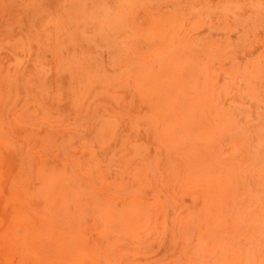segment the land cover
I'll return each mask as SVG.
<instances>
[{"label":"bare ground","instance_id":"bare-ground-1","mask_svg":"<svg viewBox=\"0 0 264 264\" xmlns=\"http://www.w3.org/2000/svg\"><path fill=\"white\" fill-rule=\"evenodd\" d=\"M62 1L45 2L43 7L38 6L36 2H30L26 5V12L32 9L37 16L50 13L49 19L51 20L59 17V21L55 22L54 27L52 26L49 31L41 35V40H50L51 50H47V53L50 52L52 61L59 62L60 57L66 60L65 71H69L66 76L68 81L76 75L80 77L81 82L90 79L94 82L97 77L96 73L99 71L103 73V77L98 79L109 78L108 82L121 86L119 80L121 68L114 69L113 62L108 58V55L103 56L98 53L102 48L100 44L97 43L95 52L90 53L84 44L77 45L75 41H71L72 37L67 30L66 21L77 40L89 37L96 42L98 39L104 41L109 53H113L116 45L125 43L124 46L127 48L133 47L136 55H141V51L144 50L142 44H149L154 38L158 40V45L152 46V51L156 50L158 46L163 48L180 46V49L174 54L161 59L156 70L144 65L140 72L143 79L164 80L166 86L157 85L156 89L168 88L167 95L159 103L161 106L153 101L149 103L144 97L141 98L144 104H150L156 116L153 135L167 143H172V139L176 137L174 135L164 137L163 129L169 128L173 124L172 120L177 121L179 118L193 115L192 124L188 123L190 129L186 123L181 127L183 134L178 138V146L185 152L194 151L193 153L196 155H203L200 164L205 165V161L208 159L207 152L204 154L199 149L190 147L188 136L195 132L202 140L209 143L206 145L209 149L215 148L211 152L213 157L223 166H229L225 180L220 176H212L217 181L208 185L207 190L204 189V197L213 198L216 205L212 215L209 217L208 214H204L203 218L207 225L211 223L209 242H206L208 245L206 246L204 243L191 244L190 248L183 250L190 259L189 264H233L229 261V254L231 251L241 250L236 246L243 244L246 249L242 264L258 262V259L254 258V255L258 257V251L251 243L257 242L255 231L259 227V223L263 221L264 207L254 215L251 214L247 204L253 200L257 201L259 197L264 198V182L261 181V179L264 180V170L259 176L253 173L257 166H260L262 150L260 144L256 142L255 132L249 126L255 123L254 129H264V39L260 40L257 50L246 48V52L250 53L247 58L244 57L243 62L233 64L232 70L235 71L233 76L231 75L232 70L226 65V62L230 61L229 59L225 60L226 62L216 60L212 68L209 63L214 59L215 52L221 50L227 52L225 54L229 57L227 41L231 38L230 34L233 31H236L238 35L235 36L231 47L233 46L237 50L238 45L242 44L241 40L251 42L256 33L255 29L257 27L258 29L264 28V19H261L264 18V0H146L147 5H149L148 2L157 1L154 9L150 8L151 10L143 5L144 0ZM253 2L257 4L258 8L252 5ZM86 7L96 12L97 17L90 18L89 14L85 12L84 8ZM67 9L71 10L69 13L75 16L74 19L66 17ZM107 12L110 13V16L103 25L102 22L107 17ZM82 13L87 17L83 18ZM240 13L248 16L246 20H252L249 27L239 19ZM44 22L48 23L49 20ZM175 26L177 34L173 29ZM128 28L135 31L134 38L128 32ZM20 31H23V28ZM90 31L91 33H89ZM27 35V38L34 39V43H37L38 38L33 35L31 29L28 30ZM108 35L112 36L110 40L106 39ZM195 36L205 38L208 51L203 52L195 45L193 42ZM5 38L6 35L3 39ZM18 43V41L10 42L13 45V52L17 49ZM182 43L189 49L186 57L185 52L181 49ZM70 44L77 48H73ZM33 46L34 44L24 46L25 51L31 56L34 54ZM150 53L152 52L147 53V56ZM22 54V61L26 62L29 56L25 53ZM82 55L84 58L96 56L98 59L91 65H86L82 62L85 60ZM37 64L40 65L41 61L37 60ZM106 70L111 74H107ZM161 70L164 71L163 74H160ZM221 74L228 75L231 80L239 79L241 81L240 85L230 87L228 93H230L231 99L226 104L243 119V123L237 124L234 128V130L241 129L243 133L231 138L232 143L229 148L220 140L222 131L216 130V123L226 122L227 116L226 110H220V95L226 90L213 84ZM15 75V72L8 73V78L12 83ZM141 91L144 90L141 89ZM109 92L110 96H116V93ZM70 95L72 99L75 92L71 91ZM129 95V103L137 108L138 85L133 92H129ZM60 97L62 100L63 97ZM1 101H5L6 105L9 104V95L3 94L0 90ZM73 107L79 110L85 109L82 102L75 99L71 105V108ZM97 108L94 100L88 101V112L90 109L96 110ZM50 114L47 113L46 116L50 117ZM6 119L1 117L0 120V146L4 147L3 151L0 149V159L4 158L13 145L12 139L5 140L3 137V126ZM113 119L121 121H118L114 126H105L106 133L112 136L109 138L110 140L116 138V128H121L124 125L122 124L123 116L120 114H115ZM247 123L249 126L246 125ZM128 128L131 131L138 130L137 125L130 120ZM75 131L76 134L83 135V129ZM8 132L10 135L13 134L11 130ZM15 133H18L17 130ZM50 133L52 137L49 140H44L45 143L42 140L34 143L38 150L32 154L37 159L39 166L32 174L41 175L45 171V167L49 165L48 150L56 157L59 156V144L55 143L54 138L60 139L66 136L71 140L75 137L72 130L66 129H53L50 130ZM137 143L131 142L126 147ZM20 145L23 148L32 149L33 147V145H29V142ZM42 152H44L43 159H41ZM71 152L75 155L80 153L74 150ZM227 155H230L229 161H225ZM156 156L159 157L160 154L156 152ZM86 159V163L91 161V158ZM66 164L72 167L73 162L68 159ZM181 165L184 169L186 168L184 162H181ZM82 166L86 168L85 165ZM191 167L194 169L193 165ZM88 168L93 173L92 179L89 178L88 182L94 185L95 181L102 186L103 183L97 179L95 167L88 164ZM72 170L73 168H67L65 173L72 172ZM78 173L84 175L81 169H78ZM2 174L3 171H0V264H128V261L132 259L131 255H134V260H138V255H135L133 250L120 249V243H124V241L119 236L113 234L110 237L101 236L105 241L97 246L93 245L84 229L75 220L74 214L72 216L67 208L64 210L57 208V203L54 201L60 200L51 199L40 204L20 197V190L14 183L15 178L12 183L14 191H11L10 195L2 197ZM199 177L197 175L194 178L199 180ZM38 178L39 176H36V179ZM250 179L253 180L254 186H251ZM204 181L211 182V176ZM160 189L159 185H156V194L153 195V198L147 196L143 200L138 199V201H149V207L131 206L124 209L121 217L119 215L108 216V222L112 223L117 220L123 235L138 238L141 234L147 233L152 240L151 245L161 250L168 238L166 232L168 225L165 223L169 219L171 222L172 218L169 217L166 209L163 212H158L156 209L158 201H167L162 199L163 195L160 194V191L162 192ZM61 202L62 205L68 204V201ZM258 203L260 204L261 201ZM138 212L141 213L144 227H138ZM160 217L161 220H159ZM248 217H251L250 220ZM203 226L198 221L193 224V229L200 230V235L204 236ZM92 232L99 234L97 229H93Z\"/></svg>","mask_w":264,"mask_h":264},{"label":"rangeland","instance_id":"rangeland-1","mask_svg":"<svg viewBox=\"0 0 264 264\" xmlns=\"http://www.w3.org/2000/svg\"><path fill=\"white\" fill-rule=\"evenodd\" d=\"M51 1L0 0V90L3 94L9 95L8 105L4 103L5 101L0 102V120L1 117L7 118L3 126V137L5 140L12 139L13 143L11 150L4 155L3 159H0V171H3L2 197L10 195V192L14 191L12 183L15 178L14 183L20 190V197L40 204L51 199L60 200L54 201L57 203V208L61 210L67 208L72 216L74 214L75 220L84 229L93 245L97 246L105 241L101 236L110 237L113 234L121 237L124 243H120V249L133 250L134 254L138 255V260H134V255H131L132 259L128 261V264H189L190 259L183 249L190 248L191 244L204 243L206 246L208 245L206 242H209L211 223L207 225L203 218L204 214H208L210 217L216 208L213 198L204 197V189L207 190L208 185L217 181L212 176H220L225 180L229 166H223L217 161L211 154L215 148L209 149L206 146L209 143L202 140L195 132L188 136L190 147L192 146L191 149L197 148L204 154L207 152L208 159L205 161V165L200 164L203 155H196L193 153L194 151L185 152L178 146V138L183 134L181 127L184 126V123L192 124L193 115L179 118L177 121L172 120L173 124L169 128L163 129L164 137H172V135L176 137L172 139V143H167L153 135L156 116L150 104H144L141 98L144 97L149 103L153 101L161 106L159 103L167 95L168 88L156 89L157 85L166 86L164 80L143 79L140 72L144 65L156 70L160 60L174 54L180 49V46L174 48L158 46L156 50L152 51L151 47L158 45V40L154 38L149 44H142L144 50L141 51V55H136L133 47L127 48L124 46L125 43L116 45L113 53H109L104 41L98 39L96 42L89 37L77 40L66 21L67 30L72 37L71 41H75L77 45L84 44L90 53L95 52L97 43L100 44L102 48L98 53L103 56L108 55V58L113 62L114 69L121 68L119 80L122 87L108 82L109 78L98 79L103 77V73L99 71L96 73L97 77L94 82L92 79L81 82L80 77L76 75L68 81L66 76L69 71H65L66 60L60 57L59 62L52 61L50 52L47 53V50H51L50 40H41V35L49 31L52 26L54 27L55 22L59 21V17L51 20L49 19L50 13L37 16L32 9L26 12V5L30 2H36L38 6L43 7L45 2L50 3ZM156 2H148L149 5H147V1L144 0L143 5L151 10L150 8L154 9ZM252 5L258 8L255 2ZM84 9L90 18L97 17L93 10L88 7ZM70 11V9L66 10V17L74 19L75 16L69 13ZM108 16L110 13L107 12V17L102 22L103 25L108 21ZM82 17L86 18L87 15L82 13ZM247 18L246 14L240 13L239 19L249 27L252 20H246ZM45 20H49V22L45 23ZM22 28L23 31H20ZM29 29L38 38L36 44L34 39L27 38ZM173 29L177 34L176 26ZM255 30L256 33L251 42L241 40L242 44L238 45L237 50L235 47H231L235 36L238 35L236 31H233L230 34L231 38L227 41L229 49L227 55L230 58L223 50L215 52L214 59L209 63L210 67H213L216 60L229 59V62H225L232 70L233 64L243 62L244 57L247 58L250 53L246 52V48L257 50L260 40L264 39V28L258 29L257 27ZM128 32L133 38L135 37L133 29L128 28ZM5 35L6 38L3 39ZM111 37L108 35L106 39L110 40ZM11 41L19 42L16 50L20 52L12 51ZM193 42L201 51H208L204 37L195 36ZM26 44H34L32 56L25 51ZM70 46L73 45L70 44ZM73 48L77 47L73 46ZM181 49L185 52L186 57L189 49L185 47L184 43H182ZM58 52L60 53L61 50L59 49ZM149 52L152 53L147 56ZM22 53L29 56L26 62L22 61ZM82 57L84 58V55ZM84 59L81 60L84 64L91 65L98 58L93 56ZM37 60L41 61L40 65L37 64ZM9 72L16 73L13 83L8 78ZM163 72L161 70L160 74ZM106 73L111 74L108 70ZM157 74L159 75V73ZM231 75H235L234 70ZM213 84L226 90L220 95V110L227 111L226 122H217L216 120V130L222 131L220 140L229 148L232 143L231 138L243 133L241 129L234 130L237 124L243 123V119L226 104L231 99V95L228 93L230 87L240 85L241 81L239 79L231 80L228 75L221 74ZM55 85L56 88H54ZM137 85L138 107L136 108L129 103V92H133ZM71 91L75 92L72 99ZM109 91L116 93V96H110ZM60 96L63 97L62 100ZM74 99L82 102L85 109L71 108ZM91 100H94V104L98 108L90 109L88 112L87 104ZM47 113H51V116L47 117ZM117 113L123 116L122 124L124 125L121 128H116V138L110 140L109 138L112 136L106 133L105 126H114L118 121H121L113 119ZM129 120L137 125L138 130L131 131L128 128ZM254 124L249 126L247 123L246 125L255 132L256 142L261 146V163L253 171L259 176L264 170V129L256 130ZM188 127L190 129L189 125ZM53 129L72 130L75 137L71 140L66 136L60 139L54 138L55 143L59 144V156L56 157L48 150L49 165L45 167V171L41 175L32 174L39 166L37 159L32 154L38 150L34 143L41 140L45 143L44 140H49L52 137L50 130ZM77 129H83V135L76 134L75 130ZM8 130H11L13 134L10 135ZM15 130L18 133H15ZM247 132L249 133V131ZM26 142L33 145L32 149L23 148L20 145ZM131 142L138 143L126 147ZM41 147L43 148V146ZM0 149L3 151L4 147L0 146ZM71 150L80 153L75 155ZM156 152L160 154L159 157L156 156ZM43 158L44 152H42L41 159ZM86 158H91V161L86 163ZM68 159L73 162L72 167L66 164ZM229 160L230 155H227L225 161ZM181 162L186 164L185 169ZM88 164L95 167L97 179L103 183L102 186L95 181L94 185L88 182V179L93 177ZM82 165H85L86 168H83ZM192 165L194 169H192ZM67 168H73L72 172L65 173ZM78 169H81L85 176L79 174ZM188 175L191 177H187ZM197 175L202 178L199 177V180H196L194 177ZM36 176L39 178L36 179ZM209 176H211V182H205L204 179ZM261 181L264 182L262 179ZM250 183L252 186V179H250ZM156 185H159L162 190V192L160 191V194L163 195L162 199L167 200L158 201L156 209L158 212H163L166 209L167 214L172 218L171 222L169 219L165 223L168 225L166 229L168 238L161 250L151 245L152 240L147 233L141 234L138 238L123 235L117 220L112 223L107 220V217L112 215L121 217L124 209L131 206L149 207V201H138V199L143 200L147 196L153 198V195L156 194ZM170 199L172 201H169ZM61 201H68V204L62 205ZM258 201L261 203L259 204ZM247 206L251 214L256 215L264 207V198L259 197L257 201L253 200ZM250 218L248 217V220ZM198 221L204 225L202 227L204 236L200 235V230L193 229V224ZM141 226L144 227V221L141 213L138 212V227ZM93 229L99 230V234L93 233ZM255 234L257 242L251 244L258 251V257L254 255L258 262L254 261L253 264H264V216ZM236 247L241 250L231 251L229 261L233 264H242L246 248L243 244Z\"/></svg>","mask_w":264,"mask_h":264}]
</instances>
